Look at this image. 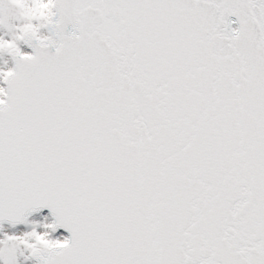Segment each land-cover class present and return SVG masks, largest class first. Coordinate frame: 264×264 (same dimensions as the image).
<instances>
[{
  "label": "snow or ice",
  "instance_id": "6c2138e0",
  "mask_svg": "<svg viewBox=\"0 0 264 264\" xmlns=\"http://www.w3.org/2000/svg\"><path fill=\"white\" fill-rule=\"evenodd\" d=\"M0 264H264V0H0Z\"/></svg>",
  "mask_w": 264,
  "mask_h": 264
}]
</instances>
